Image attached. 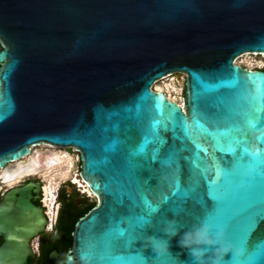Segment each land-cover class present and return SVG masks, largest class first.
<instances>
[{"label": "water", "instance_id": "obj_1", "mask_svg": "<svg viewBox=\"0 0 264 264\" xmlns=\"http://www.w3.org/2000/svg\"><path fill=\"white\" fill-rule=\"evenodd\" d=\"M0 46V170L42 144L74 148L80 178L97 199L75 222L72 249L60 264H83L84 252H90L89 264H195L178 240L203 223L190 222L206 211L197 207L199 193L164 205L153 217L156 231L144 233L168 239L161 231L166 221L184 225L169 241L171 261L144 248L143 240L134 241L128 253L113 251L108 241L138 210L130 196L148 191L159 201L171 191V170L151 161L152 145L147 156L131 155L156 121L167 141L162 154L183 146L178 155L191 156L194 144L175 125L176 117L191 121L196 109L206 123L235 134L247 114L264 107V71L235 63L246 53H264V0H0ZM181 74L182 104L153 89L157 81ZM11 104L14 110L4 116ZM110 145L115 150H106ZM179 163L183 186L190 188L189 166L182 158ZM221 183L220 222L249 204L264 205V164L238 168ZM33 187L7 193L0 203V232H41ZM261 241L264 220L249 243ZM137 250L146 258L135 259ZM26 254L22 244L10 241L0 247V264H23ZM234 264L250 262L241 257ZM253 264H264V258Z\"/></svg>", "mask_w": 264, "mask_h": 264}, {"label": "snow or ice", "instance_id": "obj_2", "mask_svg": "<svg viewBox=\"0 0 264 264\" xmlns=\"http://www.w3.org/2000/svg\"><path fill=\"white\" fill-rule=\"evenodd\" d=\"M4 78H7L6 74ZM252 99H256L255 95ZM13 110L14 105L11 104L4 116L10 115ZM161 125L162 122L156 121L152 125L151 133L142 138L137 149L131 155L147 156L149 146L152 145L151 161L161 166L167 165L171 170L173 176L170 183L171 191L159 201H154L148 191H140L135 198L130 196L129 202L133 203L138 210L134 214L128 215V226L122 228L118 235L108 241L111 249L128 253L133 247L134 241L143 240L144 233L148 229L156 231V221L153 217L163 211L164 205L178 201L186 202L191 193H199L196 199L197 207L206 211L202 217L194 220L190 216V222L202 221L207 223L212 230L218 228L217 232L225 233L227 239L241 253L240 255L232 253L226 264H234L241 257L250 264L264 258V241L255 245L249 243L258 223L260 220H264V205L258 207L257 204H249L238 210L227 222H220L216 215L224 203L221 196L223 177L241 167L251 171L255 170L258 164H264V107H256L250 114H247L243 125L235 128V134L229 128L213 127L206 123L196 109L193 110L191 121L187 117H176L175 125L181 129L184 137L194 144L191 156L180 157L178 155L186 150L183 146L174 151L170 150L167 154H162L167 141L160 135ZM163 130H168L166 125ZM205 140L208 142L206 143ZM109 148L111 145L106 150ZM111 150H115V147ZM181 158L189 166L188 180L192 184L190 188L183 186L181 175L183 169L179 163ZM225 158L228 159L225 160ZM173 165H175L174 168ZM94 187L99 189L100 186L96 184ZM97 198L99 199V197ZM192 215L194 216V214ZM133 220L135 224L131 223ZM91 223L94 225L95 220L93 219ZM180 226L184 227L183 224ZM108 234L109 232L105 233V237ZM95 247V245L89 246L90 249ZM89 253L84 252L82 256L91 258ZM134 258L143 260L146 257L141 254L140 250H137ZM166 258L171 261L173 255L170 253ZM176 264H179V261Z\"/></svg>", "mask_w": 264, "mask_h": 264}, {"label": "flooded vegetation", "instance_id": "obj_3", "mask_svg": "<svg viewBox=\"0 0 264 264\" xmlns=\"http://www.w3.org/2000/svg\"><path fill=\"white\" fill-rule=\"evenodd\" d=\"M257 60H260L264 64V53L258 55ZM250 63H253L252 69L264 71V66L255 67L253 61ZM250 63L248 61V68H251L249 67ZM240 65L245 67L243 64ZM44 145L48 147V150H39L36 149L37 147H34L32 149L33 153L28 156L26 161L10 164L8 167H13L10 171H6L7 168L0 170V203L4 201L7 193L14 188L23 187L28 183H32L34 187L31 191V201L40 209L43 217L42 230L38 234L32 235L20 228H12L7 232H0V247L11 241L14 245L22 244L26 248L27 254L23 264H60L65 261L69 250H71L73 246L74 228L70 230L71 218L83 210L88 204L87 198L88 195H90L88 193H92L85 182L80 178V174L75 173L71 166L69 167L67 159L64 163L52 165L49 168L43 165L42 162L45 161L44 159L51 157V155L57 151L51 150L52 146L50 145ZM38 155L41 157V159H39L41 160V165H36L35 168H33V172L20 174L21 169L19 170L17 165L21 163V165L23 164L26 166L32 157L36 158ZM70 174V178L63 180L70 176ZM42 176L47 178L48 184L46 183L45 186ZM73 177H75L83 187L78 185L77 181H73ZM61 180L63 181L59 183L55 191L53 189V184ZM93 197L95 196L93 195ZM84 215L85 214L82 216ZM69 235L71 236L70 244H68L67 241Z\"/></svg>", "mask_w": 264, "mask_h": 264}, {"label": "clouds", "instance_id": "obj_4", "mask_svg": "<svg viewBox=\"0 0 264 264\" xmlns=\"http://www.w3.org/2000/svg\"><path fill=\"white\" fill-rule=\"evenodd\" d=\"M160 179L166 180L167 177L162 175ZM180 229L178 221L168 220L161 228L168 239L148 235L143 239V247L151 248L158 256L167 255L169 241L179 235ZM178 245L189 253L195 264H223L227 255L241 254L227 239L224 232H213L207 223H194L183 235H180ZM81 260L83 264H89L87 257L82 256Z\"/></svg>", "mask_w": 264, "mask_h": 264}, {"label": "rangeland", "instance_id": "obj_5", "mask_svg": "<svg viewBox=\"0 0 264 264\" xmlns=\"http://www.w3.org/2000/svg\"><path fill=\"white\" fill-rule=\"evenodd\" d=\"M257 59H258V55H248V56H245L244 58L239 59L238 63L243 64L245 66H248V61H249V63L253 61L255 64V67L264 66V64L260 60H257ZM249 67L252 68L253 63H250ZM184 79H185V75H183V74H181L180 76L173 75V76H170L168 78H164L162 80L157 81L154 84L153 89L162 90L163 92L167 93V95H171L172 100L180 103V101H182V98L184 96V91H185ZM36 149H39V150H46L47 149L48 150V147H46L44 144H42V145L38 146ZM51 150H57V151L62 152V153H60V152L55 151V153H58L60 155L64 154L66 156L67 161L70 162L69 164H70L71 168L74 169V172L77 174H80V160H79V156L77 154V151L74 148L52 146ZM27 159H28V157H25L22 161H26ZM71 174H70V176H68L66 179H63V180H67L68 178H70ZM42 180L44 181V186H45L47 183V178L42 176ZM63 180L58 181V182L53 184V189L55 191H56L59 183L62 182ZM87 199H88V203L93 204V205L96 204L97 199H95V197H93V195H88Z\"/></svg>", "mask_w": 264, "mask_h": 264}, {"label": "bare ground", "instance_id": "obj_6", "mask_svg": "<svg viewBox=\"0 0 264 264\" xmlns=\"http://www.w3.org/2000/svg\"><path fill=\"white\" fill-rule=\"evenodd\" d=\"M245 55H251V53H246ZM245 55H242L241 57L238 58L241 59L243 56ZM252 69V68H250ZM158 91H162V90H159L157 89ZM163 92V91H162ZM165 93V92H164ZM167 95V93H165ZM168 98H170L172 100V97L171 95H167ZM174 101V100H173ZM180 104H182V101H180ZM48 145V144H47ZM41 157L38 155L36 158L35 157H32L29 161H28V164L26 166H24L23 164L21 165V163H19L17 166V168L20 170L21 169V173L20 174H26V173H29V172H33L35 168V166H40L41 165ZM45 161L42 162L43 165L47 166L48 168L51 167L52 165H58V164H62L65 162L66 160V156L65 155H60L58 153H53L51 155V157L49 158H45L44 159ZM52 160V161H51ZM70 162H68L69 164ZM70 166V164H69ZM13 167H7L6 171H10ZM73 181H77V179H75V177H73ZM77 184L78 185H81V183H79V181H77ZM81 187H83V185H81Z\"/></svg>", "mask_w": 264, "mask_h": 264}, {"label": "trees", "instance_id": "obj_7", "mask_svg": "<svg viewBox=\"0 0 264 264\" xmlns=\"http://www.w3.org/2000/svg\"><path fill=\"white\" fill-rule=\"evenodd\" d=\"M94 205L93 204H90L88 203L84 208L83 210H81L78 214H76L75 216H73L71 218V223H70V230H72L74 228V224L75 222L77 221V219L79 217H81L83 214H86L89 210H91V208L93 207ZM67 241H68V244L71 243V236L69 235V237L67 238Z\"/></svg>", "mask_w": 264, "mask_h": 264}, {"label": "built area", "instance_id": "obj_8", "mask_svg": "<svg viewBox=\"0 0 264 264\" xmlns=\"http://www.w3.org/2000/svg\"><path fill=\"white\" fill-rule=\"evenodd\" d=\"M237 60H238V59H236V62H235V63L240 64V63L237 62ZM245 67H247V66H245Z\"/></svg>", "mask_w": 264, "mask_h": 264}]
</instances>
